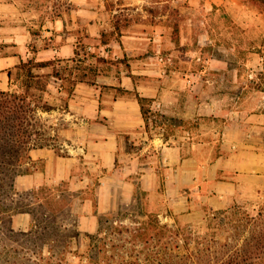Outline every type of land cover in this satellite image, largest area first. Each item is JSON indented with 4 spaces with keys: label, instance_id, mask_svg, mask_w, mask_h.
Instances as JSON below:
<instances>
[{
    "label": "crops",
    "instance_id": "1",
    "mask_svg": "<svg viewBox=\"0 0 264 264\" xmlns=\"http://www.w3.org/2000/svg\"><path fill=\"white\" fill-rule=\"evenodd\" d=\"M182 1L48 0L58 9L48 14L41 35L33 39L19 29L0 36L5 45V52L0 50V91L13 90L9 72L23 61H73L82 50V38L94 41L90 51L106 58L114 55L116 63L111 65L118 70L99 76L95 83L79 82L73 94L66 93L61 116L70 128L64 141L33 149L31 172L16 181L19 193L30 191L34 196L28 209L48 205L38 194L46 188L55 203L80 215L81 232L93 234L100 231V217L111 210L118 192L133 200L139 186L154 191L161 170L169 204L178 212L189 210L187 202L196 194L215 200L216 208H227L241 198L264 200V111L226 112L219 94L205 101L202 79H159L157 52L143 59L142 54L151 53L149 48L161 52L163 43L158 40L169 32L154 22L169 21L170 14L153 15L147 7ZM223 3L207 0L209 6ZM25 6V0L0 2L1 20L24 21ZM11 46L19 51L7 52ZM127 56L136 58L126 61ZM132 92L136 93L131 96ZM138 95L150 99V121L161 117L163 126H150ZM31 211L14 216L15 230L32 229Z\"/></svg>",
    "mask_w": 264,
    "mask_h": 264
},
{
    "label": "rangeland",
    "instance_id": "2",
    "mask_svg": "<svg viewBox=\"0 0 264 264\" xmlns=\"http://www.w3.org/2000/svg\"><path fill=\"white\" fill-rule=\"evenodd\" d=\"M195 1L147 7L148 13L153 15L163 11L170 14L169 21L157 18L154 22L157 27L164 26L169 32L165 38L158 40V43H163L161 52L149 48L147 50L151 53L142 54L143 59L150 60L152 53L157 52L155 60L160 69L157 71L159 79L168 76L173 80L202 79L200 88L205 101L211 102L210 95L215 97L219 94L220 107L226 112L243 108L252 112L264 111V4L256 0H225L223 4L209 6L207 0ZM25 3L27 6L23 8L28 16L24 21H4L0 18V36L20 29L35 39L48 24V14L58 9L48 0H25ZM140 14L146 13L141 11ZM122 25L129 26V23ZM94 45L92 39H79L82 50H79L77 61H83V65L93 62L91 54L98 52L90 51L89 47L94 48ZM4 46L0 44L1 52H5ZM14 47L7 52L19 51V47ZM113 58L114 55L110 59L115 61ZM130 58L135 60L136 57L127 56L125 60ZM100 71L104 74L118 72L113 66L100 67ZM236 79L238 82H234ZM207 80L217 82L211 84ZM60 83L61 80L52 81L39 102L40 106L55 107L51 116L42 110L38 113L41 117L38 123L41 137L50 144L64 141L65 132L70 128L61 116L67 95L59 88ZM232 95L240 97L233 98ZM145 107L149 109L150 102L145 103ZM148 117L150 126H163L164 119L161 117L151 121L150 114ZM128 148L132 150L133 146L129 143ZM162 172H158L154 191L139 186L133 200L119 196L118 192L111 210L100 217V231L93 234L81 232L78 228L80 215L55 203L47 189H41L38 194L47 198L48 205L35 209H58L57 225L54 224L51 234L46 235L51 237L49 242L43 245L46 240L38 241L39 247L34 250L24 248L20 259L11 251L2 260L5 263L10 260V264H228L238 247L243 256L244 240H252L253 235L264 232V200L241 198L227 208H216L219 205L215 200L196 194L187 202L185 209L189 210L178 212L169 204L166 177ZM32 197L30 191L21 192L19 205L26 209ZM64 201H69L68 196ZM226 209H229L232 224L213 228L217 223L212 220L214 213ZM259 213L263 216L259 217ZM247 215L252 218L248 224L247 218L242 220ZM239 225L247 230L241 236L234 228ZM223 228L225 232L221 231Z\"/></svg>",
    "mask_w": 264,
    "mask_h": 264
},
{
    "label": "trees",
    "instance_id": "3",
    "mask_svg": "<svg viewBox=\"0 0 264 264\" xmlns=\"http://www.w3.org/2000/svg\"><path fill=\"white\" fill-rule=\"evenodd\" d=\"M264 4V0H256ZM80 55V52H79ZM93 62L83 65V61L77 58L71 62L62 64L59 61L38 62L29 59L22 62L17 69L9 72L12 91H0V264L6 263L2 257L11 254L13 251L19 259L20 255L28 250L39 247L38 241L47 244L51 237L53 225H57L58 209H23L19 205L16 181L19 176L30 173L31 151L35 148L50 145L43 141L42 133L38 128L40 120L39 112H51L55 107L51 105L40 106L41 95L47 92L50 84L54 80H61L60 87L68 95L73 94L75 86L79 82L95 83L97 78L104 75L99 72L100 67L112 66L116 61L101 56L98 53L91 54ZM84 66V67H83ZM50 70L46 72L45 70ZM142 105L143 114L148 118L150 108L146 109L145 103L150 102L149 98L138 95ZM43 141V142H42ZM32 210L35 222L28 232L17 231L13 228V218L19 212ZM231 210V209H230ZM229 209L214 213L212 218L216 221L213 228L219 229L220 226L231 225L233 220L229 214ZM229 214V215H227ZM227 216V217H224ZM263 213H259L262 217ZM247 224L252 218L247 215ZM238 236H241L246 228L234 227ZM225 232V228L221 230ZM245 248L241 250L238 245L234 255L231 256L228 264H264V232L253 235L252 240H244ZM16 244V246H15ZM225 246L230 247L229 244ZM25 248V249H24ZM16 263V262H15Z\"/></svg>",
    "mask_w": 264,
    "mask_h": 264
}]
</instances>
